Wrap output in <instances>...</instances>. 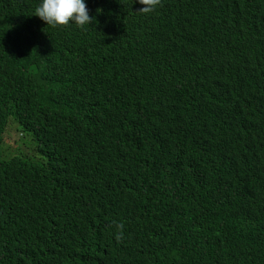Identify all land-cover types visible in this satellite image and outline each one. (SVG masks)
<instances>
[{
	"label": "trees",
	"instance_id": "16d2710c",
	"mask_svg": "<svg viewBox=\"0 0 264 264\" xmlns=\"http://www.w3.org/2000/svg\"><path fill=\"white\" fill-rule=\"evenodd\" d=\"M128 1L85 3L123 11ZM209 1L230 7L197 42L206 54L226 51L216 82L183 75L184 56L154 50L139 29L125 35L141 16L115 27L95 11L68 27L94 37L63 47L55 66L75 68L71 77L49 74L36 112L10 99L0 143L13 116L39 157L3 159L0 148V264H264V0ZM37 2L0 0V91L39 69L33 55L48 37L36 28ZM194 5L162 10L184 23L174 35L193 29ZM122 50L147 57L126 71ZM150 134L174 142L155 150Z\"/></svg>",
	"mask_w": 264,
	"mask_h": 264
},
{
	"label": "clouds",
	"instance_id": "9594fccd",
	"mask_svg": "<svg viewBox=\"0 0 264 264\" xmlns=\"http://www.w3.org/2000/svg\"><path fill=\"white\" fill-rule=\"evenodd\" d=\"M172 1L173 0H132L128 1L126 5L133 17L137 18L145 15L143 19L147 20L154 18L156 13L164 9L167 10ZM110 8L111 6H105L104 8H98L97 11L98 13L105 12L108 14ZM229 9L230 7L227 4L214 5L211 1L207 0L205 16L198 23V31L202 40L206 39L207 31L213 26L214 16L224 13ZM32 15L44 21L42 23H37L36 28L40 32L46 33L48 37L47 47L43 51L33 55L39 58V60L34 63V66L41 70L38 69L37 73L30 72L29 70L20 72L16 91H9L7 89L0 91V93H4L3 96L0 97V107L3 100L7 99L10 102V99H12L13 105H25L33 112H36L42 99L40 89L47 88L50 83L47 78L44 79L42 70H45L47 75H56L53 68L55 64L63 61V47L78 48L84 41L94 38L78 31L68 32L69 26L80 28L92 22L93 17L89 15L85 0H38ZM258 28L259 26L257 29ZM152 32L158 35L162 34L154 31ZM73 38H77L79 42H74L72 44L71 39ZM170 53L174 54V50H171ZM225 57L226 51L222 48L216 49L210 54H206L200 42L197 44L195 52L188 57H182V65L180 64L181 68L178 70H180L183 75H186L188 68H191L197 75L202 76L206 74L216 82L222 71ZM74 61L78 63L81 60L78 57H74ZM75 62H71L72 65L76 66L77 64ZM178 80L179 78L176 77L175 81ZM178 84L179 82L174 86L178 87ZM175 134L178 137V127H176ZM169 138V135L164 139L159 134H150L149 136L150 144L155 150H160L174 142Z\"/></svg>",
	"mask_w": 264,
	"mask_h": 264
},
{
	"label": "water",
	"instance_id": "95a60500",
	"mask_svg": "<svg viewBox=\"0 0 264 264\" xmlns=\"http://www.w3.org/2000/svg\"><path fill=\"white\" fill-rule=\"evenodd\" d=\"M144 16L145 15H142L140 17V22L135 20L131 21V26L125 31L123 28H121L123 29L124 34L127 35L139 29L140 32H142L141 39H144L154 50L165 53L170 59L172 58V55L169 50H174V56L176 58H180L182 56H186L189 52L197 49L196 44L200 41V34L197 32V30L190 29L188 32L185 33L181 29H179L178 32L174 35L171 31L172 28L177 25H182L184 23L175 16L170 15L168 11L156 13L154 18L148 23L144 21ZM144 28L152 29L156 32H162L164 35L145 32ZM110 32L111 29L109 31H104L102 35L109 34ZM106 38H101L99 40H103ZM165 47L168 49H165ZM146 57L147 53L145 51H139L138 53H130L128 50H122V61L119 63L118 68L124 69L126 71H131L135 66L136 61ZM74 70L75 68L64 64L62 66L54 67V71L57 73L56 77L60 81L68 80ZM153 70L155 69L153 68ZM108 73L112 74L110 70H108ZM44 75L46 78L50 77L46 74V72ZM172 75L176 77L181 76V74L177 70H175V68ZM171 128L172 124H170L168 129L166 130H171Z\"/></svg>",
	"mask_w": 264,
	"mask_h": 264
},
{
	"label": "rangeland",
	"instance_id": "374dc122",
	"mask_svg": "<svg viewBox=\"0 0 264 264\" xmlns=\"http://www.w3.org/2000/svg\"><path fill=\"white\" fill-rule=\"evenodd\" d=\"M194 3L196 4L194 6L198 10V15L192 27L194 30H196L198 23L205 16L207 0H194ZM115 4L116 5L114 7H111L108 10V15L112 25H114L115 27H121L126 20L131 18L132 13L128 9L122 11L121 7H118V4L116 2ZM86 7L88 8L89 13L97 11V8L92 7L90 5ZM8 104L9 101L7 99L3 100V102L1 103L0 112L6 109ZM17 138L20 139L21 147L14 152L7 151L6 149H14L18 146ZM38 147L39 143L35 141L29 133L22 131L19 123L13 118V116H10L5 126L2 135V141L0 143L2 158L4 159L18 155L19 157L23 156L35 159L34 154L39 157V153L36 151L38 150Z\"/></svg>",
	"mask_w": 264,
	"mask_h": 264
}]
</instances>
